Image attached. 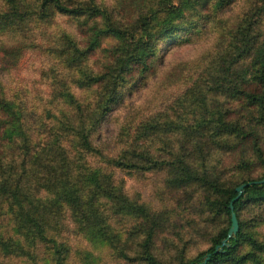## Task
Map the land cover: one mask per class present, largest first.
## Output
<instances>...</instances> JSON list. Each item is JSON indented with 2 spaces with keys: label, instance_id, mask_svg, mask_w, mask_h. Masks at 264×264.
<instances>
[{
  "label": "rangeland",
  "instance_id": "1",
  "mask_svg": "<svg viewBox=\"0 0 264 264\" xmlns=\"http://www.w3.org/2000/svg\"><path fill=\"white\" fill-rule=\"evenodd\" d=\"M15 1L19 13L27 9L32 13L38 2ZM205 1L203 7V0H170L169 6L182 11L177 23L195 28L190 32L176 30L163 40H154L148 51L155 49L158 57L147 72L135 74L138 79L131 80L132 76L122 84L118 103L96 127L91 143L101 154L79 159V148H72L78 143L74 120L65 101H78L85 124L90 122L101 92L94 81L104 69L97 71L96 57L95 61L86 59L79 51L84 41L87 43L88 33L98 26L85 17L48 19L47 15L29 13L22 20L16 15L8 19L4 14L11 12L8 1L0 0V28H15L2 36L7 51L0 50V93L18 112L17 121L0 113L4 120L1 126L16 127L22 134L16 141L23 135L27 137L38 157L26 162L27 175H9L10 170L1 165L0 185L12 189L18 176L23 197L29 202L39 198L44 207H51L62 199V185L54 181L53 167L49 169L51 162L57 166L60 151L67 155L66 164H96L103 170V175H97L96 188L86 184L83 170L78 175H65L68 180L76 179L67 182L72 185L71 195L89 210L78 219L70 212V205L62 204L55 215L48 217L51 229L45 230L46 237L55 240L59 254L49 242L30 236L31 211L22 204H13L10 191L0 190V264H147L140 257L154 217L159 225L147 245L149 253L160 264H178L207 249L209 238L227 225L223 214L205 208L206 191L193 179L205 173L220 184L232 186L242 179L263 175L252 153L239 162L235 151L227 152L238 136L217 129L221 120L239 126L259 115L257 108L248 106L239 94L242 80L252 70V57L236 55L235 47L246 43L262 47L264 0H234L223 12L215 10L214 0ZM251 3L252 11L240 18L244 25L239 41L231 35L221 51L228 30ZM205 15L210 19L201 26L198 18ZM148 24L150 32L156 33L155 22ZM127 29L138 31L134 26ZM68 35L79 40L75 47L79 50L71 47ZM18 41L20 45H16ZM233 42L237 45L230 47ZM114 43L112 37L103 38L101 50H97L102 60L107 55L105 47L110 49ZM225 112L236 115L224 118ZM260 148L264 155V133ZM123 151L125 164L115 167L106 162ZM181 152L185 155L181 160L195 174H173L162 166L144 168L149 156L171 160ZM131 153L145 154L142 166H132L136 160ZM245 162L251 165L244 166ZM239 218L247 221L248 231L264 240L263 215L246 208ZM87 227L99 233H88ZM261 262L264 264V254Z\"/></svg>",
  "mask_w": 264,
  "mask_h": 264
},
{
  "label": "trees",
  "instance_id": "2",
  "mask_svg": "<svg viewBox=\"0 0 264 264\" xmlns=\"http://www.w3.org/2000/svg\"><path fill=\"white\" fill-rule=\"evenodd\" d=\"M8 1V8L11 12H4L5 17L8 19L10 16L20 17L22 20L27 14L31 13L30 10H23L21 13L18 11V3L15 0ZM234 0H214V5L216 6V11H224ZM155 3V5H153ZM203 7L206 6L207 1L203 0ZM170 0H110L106 3L105 1L96 0H77L75 2L68 3L67 0H38L35 5V9L32 11L34 16L47 15V18H59L64 19H79L80 17L93 19L90 21L92 25L97 24L98 27L95 28V32L92 34L88 33L87 43L84 41L82 44L81 51L79 53L85 56L86 59L91 58L95 61V57L98 64L97 71L101 68L104 69V73L99 75V77L94 81L96 88L100 90L97 94L96 103L94 104V112L90 117V122L85 124L84 114L82 105L72 99H67L65 102L71 111V118L74 120V132L78 137V143L72 148L77 151V157L83 159L85 156H99L101 152L95 148L92 143V136L96 131L98 124L104 119V117L115 107L121 97L120 87L123 83H127L131 80H136L139 75L145 73L149 70L150 64L156 59V51L149 52V48H153L155 44L154 40H163L170 36L171 33L176 30L190 32L194 25H179L177 20L182 16V11L178 8L169 6ZM168 6V8H167ZM174 6V5H172ZM254 3H251L246 7L247 12L244 13L239 19L235 21L233 26L228 30L229 34L226 40L225 47L222 48L223 51L227 44L230 42L231 35L234 34V38L239 41V34L241 32V27L244 25L242 23L243 19L249 12L252 11ZM19 14V15H18ZM2 17V16H1ZM34 18L30 16V19ZM48 18V19H49ZM210 19L209 15L199 17L198 21H201V26ZM212 19V17H211ZM149 22H155L157 27L156 33H151L148 27ZM128 26H134L138 29L137 32L132 33L127 29ZM15 28L13 27H3L0 28V50H6L5 41H3L2 36L8 35V33ZM101 42L106 39V37H112L114 40V45L111 48L105 47L104 51H107V55L102 60L101 53L97 50L100 49L98 45V40L100 38ZM69 43L71 47L75 50L80 48H75L79 44V40L68 35ZM2 40V41H1ZM22 42V41H21ZM261 48L257 46V43L245 45H238L235 42L231 43L229 46H236V55H247L252 57L251 61V71L241 82L240 85V96H243L246 100L248 106L257 108L259 115L256 118H250L244 120L239 126L236 124L219 121L220 129L217 131L219 133L232 132L238 136V138L230 144L227 152L235 151L239 155V162H241L244 157L253 155L255 161L257 160L262 168V174L256 178H246L235 183L232 186H225L220 184L215 179H212L207 174L202 173L204 176H197L193 181H198L201 186H203L206 191V196L204 198L205 208H212L214 213H221L226 217L227 225L214 233L210 238V246L204 251L198 252L194 257L187 261H180L178 264H195L199 263L202 256L206 253H211L214 246L220 244V241L226 237V232L229 227V209L228 202L234 197V188L240 184L247 181H257L264 177V155L262 154L260 148L261 134L264 133V42H261ZM16 45H20L19 41ZM4 46V47H3ZM224 46V45H223ZM244 50H246L244 52ZM0 51V52H2ZM7 51V50H6ZM149 52V53H148ZM95 56V57H94ZM135 74L137 77L135 78ZM1 92V91H0ZM0 93V113L11 116L15 121L18 119V112L14 109L11 101L4 99ZM15 106V105H14ZM63 114L67 113V110L62 111ZM236 115L233 112H225L223 114L224 118H234ZM236 117V116H235ZM4 120L0 119V166L5 165L9 171V175H27L26 162L31 161V159L37 160V150L30 147V143L26 141L27 137L24 135L21 140L16 141L17 137L22 134L20 131L15 130L16 127L12 128H2L1 124ZM18 126V125H17ZM22 149H21V147ZM60 158L57 166L51 162L49 164V169L53 167L51 171L54 172V181L59 185H62V199L58 201L54 206L44 207L42 200L35 198L34 201H28L23 195L25 193L21 192L19 187V178H15V185L12 189H9L5 185H0V190L10 191L9 196L12 199V203L20 206L21 204L28 207L31 211L30 224V236L37 238L39 241L49 242L54 250V253L59 254L60 251L57 250L58 245L55 240L46 237L45 230L51 229V224L47 223L49 216L55 215L60 209L62 204H66L70 208V212L74 217L81 218L82 214L89 210V207H83L80 205L78 197L71 195V186L69 181H74L76 179L68 180L65 175H78L84 171L83 178L86 184L91 188H96L98 186L99 178L97 175H103L102 168L98 167L96 164L90 167L83 165V163L76 164H66L64 160H67V155L60 151ZM59 152V153H60ZM130 156L136 161L132 166L139 167L142 166L146 161L145 154L131 153ZM124 151L121 154H117L115 157H111L106 162L112 166L119 167L124 163ZM185 155L183 152L177 153L173 158L164 159L163 157H151L147 159V165L145 169H155L162 167L170 168V172L173 174L180 175H193L195 174L193 170L183 163ZM105 160V159H104ZM180 160V161H178ZM244 166H250V162L243 163ZM79 167V171H76ZM81 175L78 176V178ZM77 178V179H78ZM27 190L29 186H24ZM55 193L53 194V196ZM46 198V197H40ZM53 198V197H52ZM51 199V198H49ZM255 209V211L264 216V183H252L244 187L242 194L232 203V210L237 220L238 228L233 237L227 239L228 247H223L222 251L215 254H211L206 264H262L261 258L264 254V240H259L255 234L247 230V221L241 220L239 218L240 212L244 209ZM159 225V220L157 218H151L150 227L146 233V238L144 241V251L141 260H144L147 264H160L148 251V243L153 238L154 229ZM87 232H98L96 228H86ZM100 231V229L98 228ZM99 233V232H98ZM104 235V231H101ZM126 258V257H125Z\"/></svg>",
  "mask_w": 264,
  "mask_h": 264
},
{
  "label": "water",
  "instance_id": "3",
  "mask_svg": "<svg viewBox=\"0 0 264 264\" xmlns=\"http://www.w3.org/2000/svg\"><path fill=\"white\" fill-rule=\"evenodd\" d=\"M252 183H264V177L257 180V181H247L245 183H240L238 184L235 188H234V191H235V195L234 197H232L229 202H228V209H229V227L227 229V232H226V237L224 239H222L220 241V244L218 245H215L212 252L211 253H206L202 256V259L199 263H195V264H206V262L208 261L209 257L211 254H215L217 252H220L222 251V248L223 247H228V242H227V239L230 238V237H233L237 231V228H238V224H237V220H236V217L234 215V212L232 210V203L239 198V196L242 194L243 192V189L244 187L252 184Z\"/></svg>",
  "mask_w": 264,
  "mask_h": 264
}]
</instances>
